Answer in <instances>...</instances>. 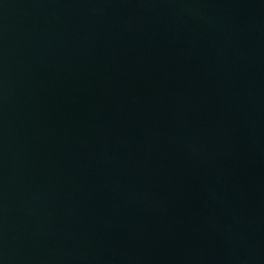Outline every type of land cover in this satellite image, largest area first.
<instances>
[{
	"label": "water",
	"instance_id": "water-1",
	"mask_svg": "<svg viewBox=\"0 0 264 264\" xmlns=\"http://www.w3.org/2000/svg\"><path fill=\"white\" fill-rule=\"evenodd\" d=\"M0 264H238L153 0H0Z\"/></svg>",
	"mask_w": 264,
	"mask_h": 264
}]
</instances>
